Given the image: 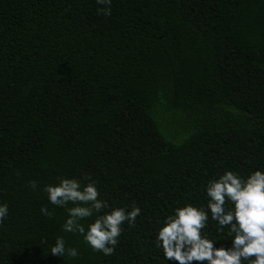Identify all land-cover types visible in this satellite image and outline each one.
I'll return each mask as SVG.
<instances>
[{
	"label": "trees",
	"instance_id": "16d2710c",
	"mask_svg": "<svg viewBox=\"0 0 264 264\" xmlns=\"http://www.w3.org/2000/svg\"><path fill=\"white\" fill-rule=\"evenodd\" d=\"M98 7L0 0V264H165L158 219L203 203L225 169L264 168V0ZM85 175L109 203L142 210L111 256L62 233L63 209L39 211L54 207L42 185ZM57 235L79 258L51 255Z\"/></svg>",
	"mask_w": 264,
	"mask_h": 264
},
{
	"label": "clouds",
	"instance_id": "9594fccd",
	"mask_svg": "<svg viewBox=\"0 0 264 264\" xmlns=\"http://www.w3.org/2000/svg\"><path fill=\"white\" fill-rule=\"evenodd\" d=\"M98 14L111 15L112 0H95ZM84 181L57 177L56 183L42 185L50 209L42 206L40 214L48 219L55 208L65 212L62 233L79 235L93 253L111 256L119 244L126 224L134 227L141 208L135 203L122 207L101 198L97 181L85 175ZM33 190L35 180L28 182ZM203 203L185 200L158 219L154 246L165 264H264V168L246 175L225 169L213 175L202 188ZM9 215L7 202H0V224ZM215 226L217 236L223 234L230 243H220L207 231ZM47 243V241H43ZM57 257L79 258L75 246H66L63 235L49 245Z\"/></svg>",
	"mask_w": 264,
	"mask_h": 264
},
{
	"label": "rangeland",
	"instance_id": "374dc122",
	"mask_svg": "<svg viewBox=\"0 0 264 264\" xmlns=\"http://www.w3.org/2000/svg\"><path fill=\"white\" fill-rule=\"evenodd\" d=\"M166 127V126H165ZM170 130V126L168 127V131Z\"/></svg>",
	"mask_w": 264,
	"mask_h": 264
}]
</instances>
